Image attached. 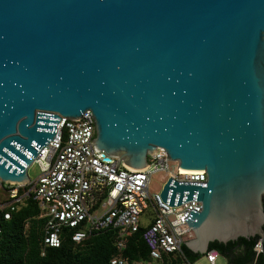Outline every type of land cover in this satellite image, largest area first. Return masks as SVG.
I'll return each instance as SVG.
<instances>
[{
  "label": "water",
  "instance_id": "water-1",
  "mask_svg": "<svg viewBox=\"0 0 264 264\" xmlns=\"http://www.w3.org/2000/svg\"><path fill=\"white\" fill-rule=\"evenodd\" d=\"M85 111L97 151L177 171L161 201H198L183 245L264 241V0H0V179L27 168L61 117ZM116 165V167H117Z\"/></svg>",
  "mask_w": 264,
  "mask_h": 264
},
{
  "label": "built area",
  "instance_id": "built-area-1",
  "mask_svg": "<svg viewBox=\"0 0 264 264\" xmlns=\"http://www.w3.org/2000/svg\"><path fill=\"white\" fill-rule=\"evenodd\" d=\"M91 118V113L85 111L78 119L61 117L57 121L53 139L33 160L32 164L39 168L33 181L12 184L0 179V191L5 194L0 196V233L2 222L10 220L23 199L31 195L45 218L44 247L57 248L63 229L72 231L73 243L115 230L117 247L123 250L125 237L143 227L141 235L149 260L129 263L116 256L106 264H165L164 255L180 254L183 243L193 236L184 220L190 211L200 212L201 204L192 201L169 207L159 195L169 178L205 184V172L177 171L178 163L169 160L161 148L148 157L147 167L142 170L129 169L122 163L117 165L115 157L107 161L104 152L91 145L95 135ZM155 173H163L164 181L159 192L150 195L149 184ZM24 188L27 189L20 194ZM148 209L152 219L142 226L140 217ZM253 251L256 255L262 252L260 240ZM218 255L210 250L203 257L208 264H215Z\"/></svg>",
  "mask_w": 264,
  "mask_h": 264
},
{
  "label": "trees",
  "instance_id": "trees-1",
  "mask_svg": "<svg viewBox=\"0 0 264 264\" xmlns=\"http://www.w3.org/2000/svg\"><path fill=\"white\" fill-rule=\"evenodd\" d=\"M26 189H20V194ZM44 224L45 218L41 217L37 203L31 195L25 197L10 220L1 224L0 264H106L116 256L129 263L149 260V251L141 235L143 227L125 237L123 250L117 247L115 230L102 231L80 243H73L70 239L72 231L63 229L59 246L48 248L43 246ZM259 240L255 236L226 244L214 242L209 244L208 251H216L227 264H264V241L260 254L253 251ZM201 257L182 245L180 254L164 255V261L165 264H193Z\"/></svg>",
  "mask_w": 264,
  "mask_h": 264
},
{
  "label": "rangeland",
  "instance_id": "rangeland-1",
  "mask_svg": "<svg viewBox=\"0 0 264 264\" xmlns=\"http://www.w3.org/2000/svg\"><path fill=\"white\" fill-rule=\"evenodd\" d=\"M39 174V168L36 164H32L28 168V177L31 181H33L37 175ZM164 181V174L163 173H155L151 176L150 184H149V194H156L159 192L160 187ZM0 196L5 197V194L3 191H0ZM152 219L151 210L148 209L145 211L144 214L140 217V224L142 226H147ZM193 237V236H192ZM191 237V238H192ZM193 264H208L207 260L204 257H201L199 260L194 262ZM215 264H227V261L224 257L218 255Z\"/></svg>",
  "mask_w": 264,
  "mask_h": 264
}]
</instances>
